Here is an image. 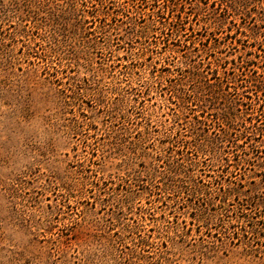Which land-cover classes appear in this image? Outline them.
I'll return each instance as SVG.
<instances>
[{
	"label": "rangeland",
	"instance_id": "374dc122",
	"mask_svg": "<svg viewBox=\"0 0 264 264\" xmlns=\"http://www.w3.org/2000/svg\"><path fill=\"white\" fill-rule=\"evenodd\" d=\"M0 264H264V0H0Z\"/></svg>",
	"mask_w": 264,
	"mask_h": 264
},
{
	"label": "trees",
	"instance_id": "16d2710c",
	"mask_svg": "<svg viewBox=\"0 0 264 264\" xmlns=\"http://www.w3.org/2000/svg\"><path fill=\"white\" fill-rule=\"evenodd\" d=\"M104 15H105V13H103ZM225 196H226V194H225ZM224 196V194H222L221 196H219L220 197V199L224 202V203H226L227 202V197H225Z\"/></svg>",
	"mask_w": 264,
	"mask_h": 264
}]
</instances>
